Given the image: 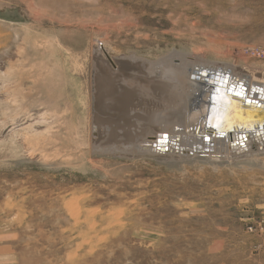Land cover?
<instances>
[{
    "label": "rangeland",
    "instance_id": "rangeland-1",
    "mask_svg": "<svg viewBox=\"0 0 264 264\" xmlns=\"http://www.w3.org/2000/svg\"><path fill=\"white\" fill-rule=\"evenodd\" d=\"M19 41L27 124L52 132L27 154L0 101V264H264V148L113 155L94 148L92 108L95 45L264 79V0H0V54Z\"/></svg>",
    "mask_w": 264,
    "mask_h": 264
},
{
    "label": "bare ground",
    "instance_id": "bare-ground-1",
    "mask_svg": "<svg viewBox=\"0 0 264 264\" xmlns=\"http://www.w3.org/2000/svg\"><path fill=\"white\" fill-rule=\"evenodd\" d=\"M19 43L11 50L7 49L4 56L0 54V101L8 99L16 108L7 121L21 126L13 136L23 150L31 154L32 149L50 136L52 127L47 124L48 119L41 116L36 122L27 124L34 112L29 113L32 100H29L28 92L22 90L24 86L18 83V78L26 72L21 68L26 64V57L21 52V41ZM95 47L92 108L96 150L113 155H146L174 162L183 158L182 153H175L178 148L192 153L184 158L202 153L219 162L264 148V124L255 123L251 128L235 126L225 133L211 126L213 121L222 125L233 118L250 120L249 116L243 117L237 112L232 115L236 107L250 114L264 110L262 75L256 82L252 79L253 74L243 67L216 63L201 66L203 57L177 59L175 56L174 59L167 55L155 62L135 60V56L105 57L106 50ZM176 85L181 89L177 88L178 92L170 95ZM153 95L157 100L151 98ZM23 104H26L24 111L19 112ZM169 142L174 145L168 146ZM250 143H254L251 149ZM209 146L211 152L205 150Z\"/></svg>",
    "mask_w": 264,
    "mask_h": 264
},
{
    "label": "water",
    "instance_id": "water-1",
    "mask_svg": "<svg viewBox=\"0 0 264 264\" xmlns=\"http://www.w3.org/2000/svg\"><path fill=\"white\" fill-rule=\"evenodd\" d=\"M236 107V106H235ZM235 112L239 113L240 115H242L243 117H247L250 120H244V121H237L236 118L234 120L233 119H229L227 121V123H224L222 125H220L219 123H216L215 121H213L212 125L213 128L218 131V132H229L233 129V127L235 126H239V128H251L252 125L256 124H264V110H257V111H252V113L250 114L249 112L244 113V110H240L236 107V109H234L231 113L232 115L235 114ZM215 122V123H214ZM219 124V125H218Z\"/></svg>",
    "mask_w": 264,
    "mask_h": 264
}]
</instances>
